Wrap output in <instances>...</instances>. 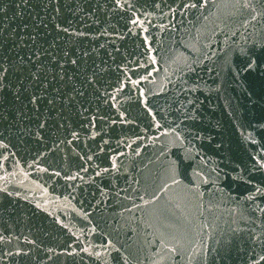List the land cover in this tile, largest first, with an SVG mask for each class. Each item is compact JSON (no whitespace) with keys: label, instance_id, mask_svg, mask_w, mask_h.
<instances>
[{"label":"water","instance_id":"obj_1","mask_svg":"<svg viewBox=\"0 0 264 264\" xmlns=\"http://www.w3.org/2000/svg\"><path fill=\"white\" fill-rule=\"evenodd\" d=\"M0 264H264V0H0Z\"/></svg>","mask_w":264,"mask_h":264}]
</instances>
